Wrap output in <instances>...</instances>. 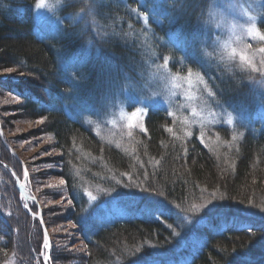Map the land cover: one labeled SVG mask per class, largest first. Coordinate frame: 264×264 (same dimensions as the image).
Returning a JSON list of instances; mask_svg holds the SVG:
<instances>
[{
	"label": "trees",
	"instance_id": "1",
	"mask_svg": "<svg viewBox=\"0 0 264 264\" xmlns=\"http://www.w3.org/2000/svg\"><path fill=\"white\" fill-rule=\"evenodd\" d=\"M37 1L0 0V71L29 76L0 85L22 101V116L43 120L61 156L71 221L88 253L85 263L264 264V123L255 121L251 131L220 125L202 139L196 132L186 137L177 118L161 108L146 114L144 130L128 131L119 140L123 147H115L84 119H95L100 99L119 89L124 76L136 82L130 70L142 57L126 35L138 24L120 0H62L59 25L44 26L35 18ZM136 1L126 0L127 7ZM228 1L165 0L168 10L152 29L171 46L153 48L171 59L170 71L199 72L214 102L238 110L254 102L253 72L222 63L213 70L202 63L204 54L210 53L207 64L217 58L215 25L207 15ZM261 17L258 28L264 33V10ZM0 127L16 153L1 117ZM211 139L218 145L209 148ZM16 154L42 207L37 178ZM2 163L18 178L23 171L0 142V264H43V234L31 216L37 207L21 199ZM248 210L258 213L244 216ZM42 215L50 264H59L43 207Z\"/></svg>",
	"mask_w": 264,
	"mask_h": 264
},
{
	"label": "rangeland",
	"instance_id": "2",
	"mask_svg": "<svg viewBox=\"0 0 264 264\" xmlns=\"http://www.w3.org/2000/svg\"><path fill=\"white\" fill-rule=\"evenodd\" d=\"M120 1L121 3L125 2V7L129 9L130 15L138 24L135 29L137 31H133L132 26H127L132 31V36L126 35V37L132 38L133 45L141 53L142 58L140 64L138 63L137 67L130 70V74L136 78V82L124 76L121 84L119 83V89H117V85L113 91L105 92V96L100 99L102 101L101 109L94 114L95 119L86 117L84 119L87 124L93 123L97 126L99 134L106 142L121 149L123 143L119 140L123 139L124 134L132 130H144L143 120L146 114L150 110L161 108L166 109L173 118H177L178 122H176L180 124L182 134L186 137L196 132L197 136L202 139L207 129L220 125L233 130L242 127L251 131L254 129L255 121L259 120L260 123H264V118L261 116V113H264V53L259 52L260 48H264V40L255 35L256 32L264 34L258 28L264 10V0H231V2L218 5L220 8L222 7L218 12L211 11L207 15L211 26L213 23L215 25L213 45H216L217 58L211 61V64H207L206 61L208 62L210 57L204 54V59L208 60L202 62L203 65L216 70L222 68L221 63L227 64L230 70L252 71L257 78L250 89L252 98H254L252 106L238 110L214 102L213 96L208 95V86L205 87L206 79L199 72L189 69L181 72L170 71V58L168 65L164 66L166 56L157 53L153 47L169 48L171 45L167 44L165 40L159 39L154 34L152 26L168 10L169 5H166L165 0H137L130 8L127 7L126 0ZM38 2L39 0L35 6V18L44 26H58L60 20L56 17V10L62 4V0H45V6L42 8L37 7ZM145 15L148 17L147 22L144 19ZM77 19L78 16L69 17L70 21ZM250 29L254 30L251 35L249 34ZM225 43L228 45L226 49L223 47ZM233 49H235L236 55L229 59L228 53ZM241 54L250 58L252 63H248L247 60L242 61ZM252 64L255 65L256 70L253 69ZM203 65L202 67H204ZM198 76H202L205 83H200ZM26 77L29 76L17 74L14 70L0 71V83L19 80L22 82L26 80ZM21 106L22 101L14 94L8 93L0 85V117L7 128L5 135L16 147V153L18 152L25 160L37 178L36 187L41 195L42 207L48 211L46 218L50 226L49 231L54 238V254L60 258L59 264H86L88 253L71 221V205L64 191V183H61V181L64 182L61 156L53 148L51 138L45 132L43 120L25 118L19 111ZM79 113L82 117L83 114ZM230 118L231 123L228 122ZM215 141L212 139L207 141V146L212 148L215 144L218 145ZM5 146L12 155L9 146L6 144ZM13 153L16 154L15 151ZM15 160L20 163L19 160ZM23 165L25 166L24 163ZM2 166L8 171L11 169L4 163ZM23 176L24 171L19 179L22 180ZM25 182V186L31 190L28 183V171ZM124 189L127 190V188ZM241 191L244 193V190ZM248 192L251 193L249 190L246 193ZM20 197L25 203H34ZM207 204L209 205L208 202ZM118 212L120 209L116 211V213ZM253 212L248 210L243 213H245L244 216L251 213L255 216L258 213ZM35 215L31 214L33 218L36 217ZM119 215L121 214L119 213ZM199 222V225H204L201 220ZM47 233L49 234L48 231ZM194 241H191L192 245H194ZM192 245L191 249L189 247L190 252L193 250ZM174 249L177 250V247ZM43 251L40 252L42 263L45 254Z\"/></svg>",
	"mask_w": 264,
	"mask_h": 264
},
{
	"label": "water",
	"instance_id": "3",
	"mask_svg": "<svg viewBox=\"0 0 264 264\" xmlns=\"http://www.w3.org/2000/svg\"><path fill=\"white\" fill-rule=\"evenodd\" d=\"M0 140H1V143L5 146V143H4L3 137H2L1 127H0ZM10 152L12 153V155L14 156L15 159L19 160V158H18V156L16 154H14L12 151H10ZM21 165H22L23 170H24V176H23V178H22L21 181L18 180V178L16 177V175L14 174V172L11 169H9V171H10L11 175L13 176V178L15 180L16 188H17L18 192L23 196V198L28 199V200H31V201H33L36 204V207H37V216H36V218L38 219V222H39V224L41 226L43 235H45V233L47 234V231H46V228L43 225L42 210H41L40 205L37 202V199L34 197V195H33L32 192H30L29 195L28 194H25L23 192L24 191V188L23 187L25 186L24 184H25V180L27 178V175H25V173L27 174V171H26V167L23 164H21ZM48 243H49V247L48 248H45L44 247L45 254L43 256V264H49L50 247H51L49 239H48ZM45 257H47V259H45Z\"/></svg>",
	"mask_w": 264,
	"mask_h": 264
},
{
	"label": "snow or ice",
	"instance_id": "4",
	"mask_svg": "<svg viewBox=\"0 0 264 264\" xmlns=\"http://www.w3.org/2000/svg\"><path fill=\"white\" fill-rule=\"evenodd\" d=\"M44 6H45V0H39V2H38V4H37V7H41V8H42V7H44ZM134 11H135V10H134ZM144 19H145V21L147 22L148 17L145 15V16H144ZM253 31H254L253 29H250V30H249V34H250V35L253 34ZM255 35L259 36V38H260L261 40H264V34H260L259 32H256ZM259 52L264 53V48H260V49H259ZM235 55H236V51H235V49H233L231 52L228 53V58H229V59H232ZM240 58H241L242 61L247 60L248 63H250V64L252 63L251 59L245 57L243 54H241V57H240ZM168 63H169V58L165 57V58H164V66L166 67V66L168 65ZM252 67H253L254 70H256L254 64H252ZM198 80H199L200 83H205V81H204V79H203L202 76H198ZM205 87L207 88V84H206V83H205ZM208 95H209V96H214L215 94H214V92H213L211 89H209V90H208ZM133 115H136V114L133 113ZM261 116H262V118H264V113H261ZM228 122H229V123L232 122L231 118L229 119ZM25 175H27V174L25 173ZM61 183H64V182L61 181ZM89 195H91V194L89 193ZM149 195H152V193H149ZM92 199H95V197H92ZM69 203H71V201H69ZM209 203H210V204H213V202H211V201H210ZM213 205H214V204H213ZM25 207H27V205H25ZM210 208H211V207H208L207 210L210 209ZM44 247H45V248H48V247H49L48 237H47V234H46V233H45V235H44ZM45 259H47V257H45Z\"/></svg>",
	"mask_w": 264,
	"mask_h": 264
},
{
	"label": "bare ground",
	"instance_id": "5",
	"mask_svg": "<svg viewBox=\"0 0 264 264\" xmlns=\"http://www.w3.org/2000/svg\"><path fill=\"white\" fill-rule=\"evenodd\" d=\"M9 151H12V150L9 149ZM12 152H13V151H12ZM19 162H20L21 164H23L22 161H21L20 159H19ZM22 169H23V167H22ZM23 171H24V170H23ZM17 178H18V177H17ZM18 180L21 181L19 178H18ZM25 183H26V182H25ZM15 185H16V183H15ZM24 185H25V184H24ZM23 188H24V191H23V192H24L25 194H28V195H29V193L32 192V190L28 189L26 186H24ZM16 189H17V188H16ZM17 191H18V190H17ZM26 191H27L28 193H27ZM32 193H33V192H32ZM118 194H119V193H118ZM19 195L22 196L20 193H19ZM22 197H23V196H22ZM34 197H35V196H34ZM127 198H128V197H127ZM112 201H113V200H112ZM118 202H119V201H118ZM38 204H39V203H38ZM32 215H33V214H32ZM35 216H37V214H36ZM42 218H43V215H42ZM35 219L38 221V219H37L36 217H35ZM38 223H39V222H38ZM39 225H40V224H39ZM43 225H44V222H43ZM40 227H41V226H40ZM44 227H45V226H44ZM45 228H46V227H45ZM41 230H42V229H41ZM46 231H47V229H46ZM42 234H43V232H42ZM47 234H48V233H47ZM47 237H48V239H49V241H50L49 235H47ZM43 242H44V235H43ZM50 245H51V241H50ZM42 249L44 250V245H43ZM43 252L45 253V250H44ZM188 259H189V258H188ZM182 260H183V259H181L180 262H181ZM189 260H190V259H189ZM186 263H187V262H186ZM49 264H50V258H49Z\"/></svg>",
	"mask_w": 264,
	"mask_h": 264
},
{
	"label": "clouds",
	"instance_id": "6",
	"mask_svg": "<svg viewBox=\"0 0 264 264\" xmlns=\"http://www.w3.org/2000/svg\"><path fill=\"white\" fill-rule=\"evenodd\" d=\"M223 47H225V49L228 47V45L225 43L224 45H223ZM209 55H210V53H208Z\"/></svg>",
	"mask_w": 264,
	"mask_h": 264
}]
</instances>
